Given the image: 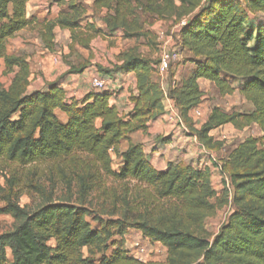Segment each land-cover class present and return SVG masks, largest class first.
I'll return each mask as SVG.
<instances>
[{
	"label": "trees",
	"instance_id": "obj_1",
	"mask_svg": "<svg viewBox=\"0 0 264 264\" xmlns=\"http://www.w3.org/2000/svg\"><path fill=\"white\" fill-rule=\"evenodd\" d=\"M69 1L68 12L43 23L41 36L49 52L54 51L57 27L69 30L72 45L84 49L100 33L91 26L93 35L83 32L85 10ZM29 2L0 0V60L6 72L14 74L8 89L0 87V164L34 170L62 163L76 169V180L65 176L69 194L55 201L40 183L25 182L22 176L6 177L5 185L0 184L4 203L0 214L12 216L14 225L0 234V264H264V0L93 1L96 11H106L101 21L107 32H121L129 40L152 35L144 29L146 14L173 21L175 26L184 22L175 43L185 54V63L194 67L188 77L174 82L180 61L177 52L179 61L171 64L167 96L185 129L204 149L220 153L224 143L215 141L211 133L226 125L237 130L260 129V138H246L223 158L220 169L227 186L220 198L213 189L210 169L170 162L161 171L142 144L130 142L124 152L119 150L122 141L137 132L146 133L148 123L166 113V93L157 76L160 59H148L132 48L113 69L97 66L110 80L115 75H134L135 88L129 97L133 109L127 114L111 103V90L92 91L83 99L68 98L59 80L30 90L26 58L7 53L8 41L35 23L28 15ZM86 68L72 67L69 74ZM200 80L213 83L220 96L234 94L238 86L233 83H238L239 93L252 109L226 111L215 106L198 126L191 114L205 100ZM155 140L171 143L169 136ZM115 159L119 169L113 168ZM104 176L138 185L133 197L127 184L126 195L112 200L109 212L104 213L106 219L93 214L89 200ZM73 181L79 187L77 197L70 192ZM22 183L34 186L42 197L33 211L20 204ZM227 206L232 210L212 237L205 223ZM132 229L162 244L167 261L142 262L132 256L124 247L125 235Z\"/></svg>",
	"mask_w": 264,
	"mask_h": 264
},
{
	"label": "rangeland",
	"instance_id": "obj_2",
	"mask_svg": "<svg viewBox=\"0 0 264 264\" xmlns=\"http://www.w3.org/2000/svg\"><path fill=\"white\" fill-rule=\"evenodd\" d=\"M93 1L94 0L72 1L75 4H79L81 8L85 10L81 19V28L83 29V32L85 34L90 33L93 35L94 32L90 30L89 26L95 28V30L98 28L97 30L100 31L99 35H96L92 39L89 49H84L78 44L72 45L71 32L57 27L55 30L54 51L49 52L41 38L43 23L54 21L62 12H68V6L71 2L66 0L63 4H59L55 2V0H30L28 4V15L35 20V23L26 29V32L23 35L16 36L8 41L7 53L17 55L26 53L29 55L32 58V63L34 64L33 68L36 70V74H39L42 83H44L45 78H48V75L51 77L55 75L56 80H59L61 83H63V81L66 82L71 80L74 75H77L69 74L72 67L79 68L84 65H87V70L85 69L84 71H86L91 79L99 78L110 81V79L99 72L97 66L113 69L115 65L120 64L121 55L132 48H136L142 56L156 61L160 59L162 53L161 51L164 46L170 48L171 50H176L180 55V61L176 63L179 65L177 67L180 69L178 70L181 72L180 76L184 77L190 73L191 68L194 66H191L189 63H185V54L176 46L175 41L169 42L166 38L169 35L170 28L175 26L173 21H159L155 16L146 14L143 16L144 29L145 31L152 32V35L150 38L129 40L126 39L121 32L115 34L107 32L101 21L106 11H96L93 8ZM91 22H93L94 25H91ZM54 54L57 55L58 58L57 66L54 65L56 62L53 63L50 59L51 55ZM34 57H39L42 61L44 60V65L41 66L42 69L38 68V63H34ZM176 64L172 65V68H174ZM84 71L82 73H84ZM169 74L170 70L166 76V80L169 79ZM121 76L124 77L123 80L125 83L132 80L131 75H115L114 80L117 83V86L119 85V88H117L118 91H116L117 94H119L122 90L123 82ZM13 77V73L6 72L4 60H0V87L2 89H8L12 83ZM35 80L37 79H32L31 90H35L36 88L38 89L39 85L35 83ZM114 80H111L112 83L108 85L109 89L116 84ZM205 84L208 83H204L203 85V90L206 95L207 108L211 109L213 106H220L227 111L237 110L242 112H249V110L252 109L251 105L239 93L240 85L238 83H233L234 87L238 86V90L234 94L228 96H220L218 89L213 83L208 84L207 87ZM44 88L45 85H41L40 89ZM69 97L70 96L68 95V98ZM60 117L63 118L62 115ZM165 117L167 119L165 118L163 122L165 125H168V132H170L168 136L171 138L173 133H176L178 127L170 121L169 117ZM195 119L199 126V124L202 123L203 117L200 119L195 117ZM215 136L223 139L222 142L224 143V147H221L220 153L215 154V158L219 164L215 166L213 162H209V157L205 155L204 165H208L210 163L211 183L213 189L218 192V198H220L223 197L225 187L227 186V182L225 183V176L220 170L223 158H225L228 152L238 143L244 141L248 137L260 138L262 133L257 126L237 130L234 126L230 125L227 126V128L217 131ZM144 144L148 155L158 146L156 140L152 139L146 140ZM186 150L187 149L185 148V151ZM175 158L181 159V156L176 155ZM118 163L119 160L115 159L114 169H119L118 166L120 163ZM62 165V163H55V168L51 169L50 164H43L33 170V168L21 169L19 167H8L4 164H0V184L3 186L5 185L6 177L8 178L15 175L18 177L22 176V179L25 182L28 181L30 183V180H32V184L40 183L46 192L49 194L52 193L55 201H59L65 199L69 194L65 176L69 178L73 177L74 181L76 180L74 177L75 174L73 173L76 169L69 166L65 168ZM157 167L159 168V165H157ZM74 181L72 182L73 185L71 186L72 189L70 192L73 196L77 197L79 187L77 183H74ZM127 184H129V188L132 190V196L135 197L136 194H138L136 182H119L115 181L111 177L104 176L103 181L99 183V187L94 190L89 197L90 202H92L91 209L94 212L93 214H101L104 219L108 218V214L104 213L109 212L112 200L116 196L121 197L126 195L125 191ZM22 186L23 195L20 198V204L22 207L28 206V208L33 211L43 202L42 197L36 191L34 186L28 187L25 186V183H22ZM213 202H216V199H214ZM3 207L4 203L0 199V209ZM231 210L232 209L227 206L223 210H219L215 217L207 219L205 226L212 237L219 232L221 226L226 222ZM89 221L92 223V226L96 227V223L93 222L92 217L89 218ZM13 225L14 219L12 216L0 214V234L10 231L13 228ZM115 239L120 240L118 237ZM124 247L132 256L145 262L165 263L167 261V249L162 244L152 242L150 239L145 238L140 232L133 229L129 230L125 235ZM85 252H87V250H85ZM9 257L12 258L11 254Z\"/></svg>",
	"mask_w": 264,
	"mask_h": 264
},
{
	"label": "crops",
	"instance_id": "obj_3",
	"mask_svg": "<svg viewBox=\"0 0 264 264\" xmlns=\"http://www.w3.org/2000/svg\"><path fill=\"white\" fill-rule=\"evenodd\" d=\"M91 23L93 24V22H91ZM103 27L105 28L104 24H103ZM179 27H180V25H176V26L170 28L169 35H168V37H166L169 42H173L177 39L176 34L178 32ZM25 32H26V29L21 31L20 33H18L16 36L23 35ZM41 38H42V36H41ZM15 55H17V54H15ZM20 56H24L26 58L27 62L29 63V66H30V71H31L30 90L32 89V79L33 78L37 79V80H35V83L37 85H39L38 89H40L41 85H43V84L46 85V84H49L51 82L56 81L55 75L52 76L54 78H52L51 76L48 75L47 76L48 78H45L44 83H42L39 74H36L37 72L33 68L34 64L32 63V58L29 55H27L26 53L22 54ZM50 59L53 63L56 62V64L54 63V65L57 66V64H58L57 55H55V54L51 55ZM40 60H41V58L34 57V61H35L34 63H38V68L42 69L41 66L44 65V60L43 61L42 60L40 61ZM190 65L193 66L192 64H190ZM178 70H180V69L179 68L177 69V74H176V77L174 78V80H175L174 82H179L182 78L188 77L190 75L191 71L193 70V68H191L190 73L184 77L180 76L181 72ZM130 75L132 76V80H130V82H128V83L127 82L125 83L123 80L124 77L121 76L123 84H122V90L119 94H117V92H116V91H118L117 88H119V85L117 86V83L115 82V80H114V82L116 84H114L110 89L113 92L112 98H111V103L115 104L118 107L121 114H127L128 112H130L133 109V104L129 101V97H130V91L134 90V88H135V81L136 80H135V77L133 74H129V76ZM93 79H91L89 77V75L86 73V71H84V73H82V74H77L76 76L74 75L71 80H68L66 82L63 81L62 84H63V87L66 90L67 94L70 96L69 98L74 97L76 99H83L89 93H91L92 91H95L94 89H92V85H91ZM199 82H200V86H201L202 91L205 93V91L203 90L204 83H208V84H211V83H209L208 81H205V80H200ZM208 84H205V86L207 87ZM162 87L166 93V98L164 100V106H165L166 113L163 116H160L159 118L151 120L148 123V130L146 133L140 131V132L133 134L130 137V140L122 141L120 144V148H119L120 152H124L129 147L130 142H131L132 144H142L144 146L145 153L148 154L146 146L144 144V142L146 140H151V139L155 140V138H157L158 136H162V135L168 136L169 135L170 132H168L169 131L168 125H165V123L163 122L164 119L166 118L165 116H167V117H169L170 121L178 127V129H177L176 133H173V135L171 137V143L170 144L162 145V144L158 143V146L156 147V149H154V150L152 149L153 150L152 153H149L150 156L149 155L148 156L150 158L151 163L154 165V167H156L158 170L162 171V170H166L167 165L170 162H173V163L184 162V163L191 165L193 167H196V168L211 169L210 163L208 165L207 164L204 165V160H205L206 156L209 157V162H213L214 165H215V163L219 164L215 158L216 153H213L211 151H207L206 149H204L198 143L196 137H194L193 135H190L188 133V131L185 129L184 125L181 123V120H175L174 121L173 114H174V111L176 109V106H175V103L171 99H169L167 96V90H168L167 80L165 81V83ZM213 107H215V106H213ZM212 108L211 109L207 108V106H206V95H205L204 103L198 108V110L200 112H202V114H203L202 123H204L207 120L208 116L211 113ZM60 115L63 116L62 119H65V116L63 114L60 113ZM191 116L195 119V111L191 114ZM227 126H230V125H226L224 127H221V128H219V129H217L211 133V135L215 138V141H217V142L223 141V139L217 138L215 136V133L217 131L223 129V128H227ZM185 148L187 149L186 151H185ZM176 155H180L181 159H176L175 158ZM113 157L117 158L115 155H113ZM157 165H159V168L157 167ZM215 166H217V165H215Z\"/></svg>",
	"mask_w": 264,
	"mask_h": 264
},
{
	"label": "built area",
	"instance_id": "obj_4",
	"mask_svg": "<svg viewBox=\"0 0 264 264\" xmlns=\"http://www.w3.org/2000/svg\"><path fill=\"white\" fill-rule=\"evenodd\" d=\"M183 24H184V22L181 23V25H183ZM161 52L162 53H161V57H160V63L157 67V76L160 79V82L163 86L165 81H166V76L170 70L171 64L179 61V55H178L176 50H171L170 48H167L166 46H164V48ZM110 81L109 80H102L99 78H94L92 80V87L95 91L110 90L108 88V85L110 83H112V81L111 82ZM195 117L197 119H200L202 117V113L199 110H196L195 111ZM173 119H174V121L175 120H181L180 114H179L177 109H175V111H174ZM181 123H182V120H181ZM140 261L145 262L143 260H140Z\"/></svg>",
	"mask_w": 264,
	"mask_h": 264
}]
</instances>
